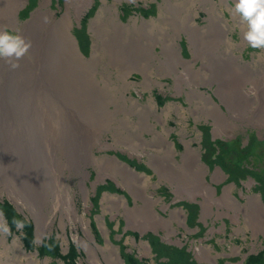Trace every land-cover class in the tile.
I'll return each instance as SVG.
<instances>
[{
    "label": "rangeland",
    "instance_id": "obj_1",
    "mask_svg": "<svg viewBox=\"0 0 264 264\" xmlns=\"http://www.w3.org/2000/svg\"><path fill=\"white\" fill-rule=\"evenodd\" d=\"M2 1L0 0V3ZM79 1L81 0L69 1L71 6H69L68 12L72 13V25L69 31L75 39L79 53L87 58L93 54L95 40L90 26L103 5V0H93L85 10L86 5L79 8ZM106 1L107 5L111 6L115 3L118 20L122 23H128L134 18H137L138 21L156 20L160 9L162 10L161 6L165 2H181L182 0H149L151 1L150 4L145 2L148 0ZM40 2L42 0H22V4L17 9L18 21L21 25L31 18L32 13L40 7ZM57 2L60 5H55ZM66 2V0H50L46 8L54 12L55 18H59L62 13L67 11ZM205 4L203 0H196V4L184 12L186 13L185 16H193V23L202 28L205 34L203 36L205 45L201 43L197 52H203L207 49L204 54H198L199 57L197 56L194 62L195 68H201L202 77L200 84L192 83V90L198 91L197 93L194 92L196 95L201 94L208 97L227 119L229 112L226 105L221 101L218 90L216 91L217 84L226 85L225 80L230 75L235 84L227 87L228 95L234 91L239 92L241 88V90H248L254 86L256 80H259L257 82L259 90V83L264 84V49H253L242 39L243 28L240 20L231 11L234 7V0H223L222 3L220 0H211V3ZM8 12L10 13L12 10ZM78 14H81L79 20ZM210 16L216 18L217 23L224 28L225 36L228 37V40L227 37L225 38L227 45L223 41L214 46L213 39L207 36V19ZM4 18L0 19V22L3 23ZM31 25L33 24L28 23L26 28ZM5 27L14 29L8 25ZM26 28L23 32L26 31ZM33 28V34L32 32L31 34L35 38L39 34V27L33 25ZM167 30H169L168 36L174 38L176 42L177 55L182 60H192V50L186 32H179L178 34L172 27L167 28ZM124 39L127 41L131 38ZM171 41V39L170 41L167 40V44ZM111 46L115 50V55L113 57L104 56L99 59L98 64L102 68L109 66L110 77L115 86L124 83L120 78L123 75H127L126 79L128 82L131 81L130 83L142 80V75L133 70L134 56L129 58L128 55L118 54V50L121 48L118 41L111 42ZM221 51L231 54L233 60L221 58ZM108 58L113 64L115 63L114 68L107 64ZM60 65L61 63L58 64L57 62L53 64L49 73L53 78L52 80L55 83L58 82V85L60 83L57 73L61 70ZM164 67L166 65L160 67L157 74L154 70L150 76L151 80H154L151 87L146 91L143 90L141 95L131 85L123 93L124 96L128 97L127 102L131 99H137L143 104L150 99L155 105L154 110L151 111L153 113H148L144 118L149 125L144 126L137 121L132 123L133 128L149 143V147L142 146L141 143L127 138L128 133L123 132L120 127L116 130L115 136H112V133H105L103 128L95 143L92 139L90 142H83V138L78 140V150L91 151L96 160L94 164L88 165V163L82 166L83 171L81 173L86 176L77 178L74 172L71 177L66 172V176L67 183L72 185V191H75L78 202L84 203V193H79L81 192L78 187L79 184L88 189L89 199L86 215L87 217L90 215L89 218H91L90 236L92 238H87L89 227L85 231L79 228L76 232L78 242L74 245H70L73 239L72 235L66 234L64 237L66 241H62L58 237L56 232L60 226H51L43 234L40 233V236L43 235L40 239L55 242L59 251L61 247L64 254L67 253L68 249L77 246L80 254L75 258L76 264H93L91 257H88V253L83 248V245L86 244L91 245L90 248L96 249L97 258L100 260L99 264H107L99 250V247L105 248L107 245L121 248L118 253L120 260L125 253L136 257L141 264H156V258L165 261L166 257H169L166 255L169 249H179L183 245L187 247V252L192 254V259L198 264H238L240 262L243 264L247 256L256 255L264 248V231L261 230L264 217L258 212L240 208H224L227 213L217 215V207L213 206L214 212L210 216L207 215L208 217L202 218L203 194L200 192L202 184H200L201 178L198 176V167L202 166L204 172H202L201 177L208 185L215 188L218 195L222 193L223 185H231L233 198L239 204H246L248 195H258L261 204L264 206V128H259L258 121L251 125L248 120H237L234 121V125L227 119L228 127L231 129L226 134H221L220 131H217L218 129L214 131L215 119L207 113L208 110L196 101L188 102L191 95L188 91V84L176 83L175 76L171 74L172 69ZM179 69L182 68L179 67ZM100 71L99 66L96 75L99 79ZM100 83L102 84V81ZM258 90L255 94L259 95ZM259 91L264 95L261 90ZM255 94L252 98L256 104H252L250 107L253 109V113L264 108V101L262 104L258 103V95L254 98ZM66 95L70 94L66 93ZM243 106L247 111L248 103L246 101L243 102ZM119 117V114L115 115V119ZM260 118L261 116L255 120H260ZM131 120L132 116H129V121L131 122ZM116 125L115 122L114 127ZM112 127L113 123L107 130H111ZM102 132L105 134L101 136ZM70 148L71 146L68 145L66 150L62 151H65L66 154ZM187 148L191 151L188 152ZM101 156H106L109 159L113 157L119 164H125L130 169L131 167L136 169L142 179L145 196L157 200L154 207L155 218L151 221V227L136 225V222L126 218L119 206H112L116 203L115 200L112 203H102V197L106 194L107 197L113 196L130 204L133 184L131 183V187L128 189L129 180L127 181L128 184L126 182L122 184L120 175L116 171L113 174V171L108 167L103 168L104 161L97 160ZM191 157L192 159L187 162ZM100 169L105 170V173L100 177L99 182L93 186L92 182L98 178L97 172ZM0 187L2 186L0 185ZM1 191L0 212L5 216L10 229V233H7V242L10 243L14 237H17L21 242L23 252L27 255L34 254V260H37L39 264H63L62 258L53 257L49 254H39L38 249L42 243L38 242V235L32 224L30 211L24 209L19 212L8 200L6 194H2ZM125 196L129 198V202ZM110 206L113 209H104ZM128 208L132 209V207ZM179 210L183 211L188 220L179 216ZM235 213L238 214L237 221H233ZM92 217L97 223L93 222ZM100 217L104 218L106 236L98 223ZM13 220L24 221V226L18 229ZM110 241L114 245L110 244ZM145 246L149 250L148 253L145 251ZM200 246L206 248L208 253L201 250L196 251V247ZM61 251L60 254L63 256ZM168 253L171 255V252ZM25 254H21V262H26ZM121 262L124 264L122 260Z\"/></svg>",
    "mask_w": 264,
    "mask_h": 264
},
{
    "label": "bare ground",
    "instance_id": "obj_2",
    "mask_svg": "<svg viewBox=\"0 0 264 264\" xmlns=\"http://www.w3.org/2000/svg\"><path fill=\"white\" fill-rule=\"evenodd\" d=\"M66 1L67 11L62 13L61 17L55 18L54 12L46 8L50 0H42L40 7L23 25L18 21L17 15V9L22 4V0H3L0 3V19L5 17L2 20L4 22H0V24L2 23L0 28H4L6 25L19 28L23 35L32 40L30 54L20 61L18 68L12 69L6 62L0 60V185L2 186L0 190H2V194H6L8 200L19 212L24 209L30 211L32 224L38 235V242L47 241L40 239L43 236H40V233L43 234L51 226L56 225L60 226L56 232L58 237L62 241H66L65 235L70 234L73 236L70 245H74L78 242L76 232L79 228L85 231L89 227L87 238L91 237V218H89L90 215L88 217L86 215L89 197L88 189L79 184L78 187L81 191L79 193H84V203L78 202L75 191H72V185L67 183L66 172L69 177L73 172L77 178L86 176L81 173L82 166L88 163V165L94 164L96 160L91 151L78 150V140L83 138V142H90L92 139L95 143L103 128L105 133H112V136H115L116 130L120 127L123 132L128 133L127 138L149 147V143L133 128L132 123L137 121L144 126L149 125L144 118L148 113H153L151 111L154 110L155 105L150 99L143 104L137 99L127 102L128 97L123 93L129 89L130 85L141 95L143 90L146 91L151 87L154 80H151L150 76L154 70L157 74L160 67L166 65L172 69L171 74L175 76L176 83L188 84V91L191 94L188 102L193 100L205 107L208 110L207 113L215 119L214 131L218 129L217 131L223 135L231 129L228 127L227 119L232 124L237 120H248L251 125L258 121L257 125L263 129L264 108L259 109L257 113H253V109L250 108L252 104H256L252 97L258 90L257 82L259 80H256L254 86L248 90H241V88L239 92L230 93L231 95L226 92L229 85L235 84L230 75L225 80L226 85L217 84L216 91L218 90L219 97L229 112L227 119L208 97L201 94L196 95L194 92L198 91L192 90V83L200 84L202 77L201 68H195L194 62L197 56L199 57L198 54H204L207 50L197 52L201 43L205 45L203 37L205 34L202 28L193 23V16H185L186 13H184L187 12L186 9H190L196 4V0L165 2L161 6L162 10L160 9L156 20L138 21L137 18H134L128 23L118 20L115 3L111 6L107 5L106 0H103V5L90 26L95 40L93 54L87 58L79 53L75 39L70 35L72 13L68 12V9L71 4L70 0ZM92 2L93 0H81L78 5L79 8L86 5L85 10ZM203 2L207 5L211 3V0H203ZM220 2L222 3L223 0ZM74 4L76 5V3ZM55 5H60V3L57 2ZM10 10L12 12L9 13ZM81 14L77 15L78 20ZM207 20V36L213 39V45L217 46L223 41L227 45L228 37L225 36L224 28L217 23L216 18L210 16ZM28 23L39 27V34L35 38L32 36L33 25L26 28ZM170 27L178 34L186 32L192 50V60H182L177 55L176 42L167 34L169 31L167 28ZM25 28L26 31L23 32ZM169 37L172 40L171 44H167V40L170 41ZM124 38L131 39L126 41ZM114 41H118L121 46L118 54L128 55L129 58L134 56L133 70L142 75V80L139 82L130 83L131 81L128 82L126 79L127 75H123L120 78L124 83L115 86L110 77L109 66L102 68L98 64L99 59L104 56L113 57L115 55V50L111 46V42ZM156 46L158 47L155 48ZM220 53L221 58L233 60L231 54L224 51ZM56 62L61 63V70L57 73L59 85L58 82L55 83L52 80L53 78L49 74L51 66ZM107 64L111 68L115 66V63L113 64L109 58ZM99 66L101 68L100 79L96 76ZM217 81L219 82V79ZM259 90L264 93V84L261 82ZM259 90V95L255 94L254 98L258 95L257 101L259 100L258 103L262 104L264 95ZM66 93L70 95H66ZM244 101L248 103L247 111L243 106ZM117 114L120 117L115 119ZM129 116H132L131 122ZM260 116V120H255ZM115 122L117 125L114 127ZM112 123V129L107 130ZM105 133L102 132L101 136ZM68 145L71 148L65 154V151L62 150H66ZM187 150L191 151L189 148ZM191 159L192 157L187 162ZM97 160L104 161L103 168L108 167L113 171V174L116 171L120 175L122 184L124 182L128 184L129 180L128 189L131 187V183L133 184L130 204L113 196L107 197L106 194L102 197V203H112L115 200L116 203L112 206H119L126 218L136 222V225L151 227V221L155 218L154 207L157 200L145 196V188L136 169L131 167V170L127 165L119 164L113 157L109 159L106 156H101ZM202 168V166L198 167V176L202 179H200V184H202L200 192L203 194L202 218H206L207 215L210 216L214 212L213 206L217 207V215L227 213L224 208H240L258 212L264 217V206L258 195H248L247 203L239 204L233 198V187L226 184L223 185L222 193L218 195L215 188L208 185L201 177L204 172ZM104 173L103 169L97 172L98 178L92 182L93 186L99 182ZM248 184L250 185V182ZM151 195L153 196V194ZM125 198L127 202L130 201L128 197L125 196ZM112 206L104 209H113ZM128 207H132V209ZM179 216L188 220L181 210H179ZM100 218L98 223L106 236L104 218ZM92 220L97 223L93 217ZM237 220L238 214L235 213L233 221ZM2 222L7 224L4 215L0 216V223ZM261 230L264 231L263 222ZM91 235L95 238L92 233ZM110 244L114 245L112 241ZM86 245H83V248L88 253V257H91L93 264H99L100 260L97 258L96 249L90 248L92 246L89 244ZM205 249L201 246L196 247V251L201 250L208 253V250ZM99 250L107 264H122L118 256L121 250L119 246L114 248L107 245L105 248L99 247ZM23 251L17 237L8 243L7 233L0 231V264H39L37 260H34V254L27 255ZM71 251L80 254L77 246H73ZM145 251L146 253L149 251L146 246ZM21 254H25L26 262L20 261ZM107 254L108 256H106ZM81 257L83 258L82 254ZM81 257L79 258L81 259ZM238 264H242V262Z\"/></svg>",
    "mask_w": 264,
    "mask_h": 264
},
{
    "label": "clouds",
    "instance_id": "obj_3",
    "mask_svg": "<svg viewBox=\"0 0 264 264\" xmlns=\"http://www.w3.org/2000/svg\"><path fill=\"white\" fill-rule=\"evenodd\" d=\"M231 11L240 20L247 44L253 49H264V0H234ZM31 48L32 40L23 35L21 29L0 28V60L12 69L20 66V61L30 54ZM13 223L18 229L24 226L21 220H13ZM0 231L10 233L6 223H0Z\"/></svg>",
    "mask_w": 264,
    "mask_h": 264
},
{
    "label": "trees",
    "instance_id": "obj_4",
    "mask_svg": "<svg viewBox=\"0 0 264 264\" xmlns=\"http://www.w3.org/2000/svg\"><path fill=\"white\" fill-rule=\"evenodd\" d=\"M38 250H39L40 255L49 254L53 257L62 258L64 261L63 264H75L74 259L76 257V253L71 251V248L66 254L62 256L60 254L58 245L55 242H49L47 240L42 243V245L40 246ZM168 252H171V255ZM168 252L166 253V255L169 257H166L165 261L157 260L156 258L155 263L156 264H170V263L172 264H198L194 259H192V254L190 255L189 252H187L186 246L181 247L179 249L172 248V249H169ZM122 257L124 258L125 263L141 264V262L137 260L133 255H128V254L123 253ZM244 264H264V248L261 249L256 255L252 254V255L247 256V258L244 261Z\"/></svg>",
    "mask_w": 264,
    "mask_h": 264
}]
</instances>
